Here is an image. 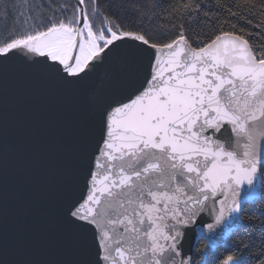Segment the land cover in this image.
<instances>
[{
  "label": "snow or ice",
  "instance_id": "snow-or-ice-1",
  "mask_svg": "<svg viewBox=\"0 0 264 264\" xmlns=\"http://www.w3.org/2000/svg\"><path fill=\"white\" fill-rule=\"evenodd\" d=\"M206 7L0 0V65L23 58L69 89L103 73L62 209L86 242L87 264H264V219H245L264 204V190L255 192L264 176V0L229 5L224 18ZM202 21L208 31L196 27ZM241 21L253 30L237 34ZM192 233L210 248L186 247Z\"/></svg>",
  "mask_w": 264,
  "mask_h": 264
},
{
  "label": "water",
  "instance_id": "water-1",
  "mask_svg": "<svg viewBox=\"0 0 264 264\" xmlns=\"http://www.w3.org/2000/svg\"><path fill=\"white\" fill-rule=\"evenodd\" d=\"M102 80L103 73L86 86L69 89L23 58L0 65V264H87L90 259L81 254L86 242L65 224L62 209L91 141ZM114 86L105 82V87ZM262 181L258 175L256 199ZM57 188L66 197L63 203L50 193ZM247 194L245 185L240 195ZM47 213L55 215L42 242L53 251L66 250H55V262L44 258L36 241H41L39 232L32 241ZM222 227L230 235L228 228L236 225ZM199 236L190 234L186 247L202 241Z\"/></svg>",
  "mask_w": 264,
  "mask_h": 264
},
{
  "label": "trees",
  "instance_id": "trees-1",
  "mask_svg": "<svg viewBox=\"0 0 264 264\" xmlns=\"http://www.w3.org/2000/svg\"><path fill=\"white\" fill-rule=\"evenodd\" d=\"M205 4L208 5V7L205 8V11H209V8L211 10V12L216 13L217 15H221L222 18L227 17V11L226 9L228 8L229 5H235V4H243V0H204ZM158 3L161 5V7L167 6L170 3V0H158ZM221 5V8H216V7H211V5ZM233 11H235V7H233L232 9ZM231 23L236 24V20L235 19H231ZM237 34L239 33V28L240 27H245V29L247 31H252L253 29L251 28V26L246 25L243 23V21H241L240 24H237ZM196 27L199 30H203V31H208L209 30V26L207 25L206 21H202L201 24L196 25ZM263 177V181H262V188L264 190V176ZM261 209H264V204L262 203H257L256 208L253 209L252 211L248 212L246 214L245 219L248 220L249 218H252L253 222H258L257 218L259 219H264V216H261ZM239 238V237H236ZM200 246H205L207 245L205 241H200L199 242ZM209 247V246H208ZM210 248V247H209ZM207 259V257H205V260ZM201 264H205V261H201Z\"/></svg>",
  "mask_w": 264,
  "mask_h": 264
},
{
  "label": "bare ground",
  "instance_id": "bare-ground-1",
  "mask_svg": "<svg viewBox=\"0 0 264 264\" xmlns=\"http://www.w3.org/2000/svg\"><path fill=\"white\" fill-rule=\"evenodd\" d=\"M71 112L72 111H70V113H69V115L71 114ZM50 175V171L49 170H47L46 172H45V176H49ZM44 191H47V189L46 188H44ZM50 193L53 195L54 193H55V197H56V201L58 202V203H63L64 202V200L66 199V197L64 196V193H63V191L62 190H59L58 188L54 191H50ZM50 213H47L45 216H47V217H43V219L42 220H44L43 222H40V226L41 227H38L37 228V230H34V232H32V234H33V237H32V241L34 240V235L36 234V232H39V237H41V241H38V240H36L37 242H39V248H40V250L43 248L44 249V251H43V253H44V258H46V259H49V262H55V260L57 259H55L54 258V254L56 253V249H58V248H60V247H57V248H55L54 249V251L52 250V249H50V247L48 246V242H42V239H43V237H44V235H45V233H46V230H50V227H49V225H51L50 223L53 221L52 219H51V217H52V215L54 214V213H51L50 215H49ZM55 215V214H54ZM52 227V226H51ZM48 232V231H47ZM85 247H87V246H85ZM60 249H62V248H60ZM79 250L81 251V254H83V255H86V256H88V254H89V251H88V248H79ZM62 251L64 252V251H66V250H64V249H62ZM58 253V252H57ZM56 253V254H57ZM64 254V253H63ZM62 254V255H63Z\"/></svg>",
  "mask_w": 264,
  "mask_h": 264
}]
</instances>
